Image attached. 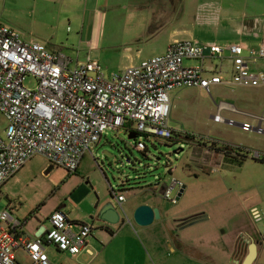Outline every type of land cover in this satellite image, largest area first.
Returning a JSON list of instances; mask_svg holds the SVG:
<instances>
[{"label":"rangeland","instance_id":"rangeland-1","mask_svg":"<svg viewBox=\"0 0 264 264\" xmlns=\"http://www.w3.org/2000/svg\"><path fill=\"white\" fill-rule=\"evenodd\" d=\"M133 1L110 0L109 5L98 12L101 20L96 25L91 20L84 26L74 21L39 24L27 16L15 29L26 42L45 45L51 42L61 47L74 65L89 60L100 64L109 78L139 61L159 56L162 51L133 41V31L138 30V23L133 22ZM206 1L202 0V3ZM18 11L6 0H0V16L17 14ZM180 22L187 28L194 25L198 31L194 39L202 45L226 43L221 42L220 31L209 26L203 12L196 18L187 10ZM54 33L60 43L47 40L46 37ZM138 50L142 51L139 59ZM198 64L196 61L185 63L188 67ZM219 64L220 61L215 60L212 66ZM25 86L35 89L37 82L29 77ZM170 97L169 128L180 137L174 136L173 141L145 140L148 151L144 155L135 149L137 140H130L124 132H107L103 141L86 155L76 173L53 167L44 157H35L21 174L2 187L0 209L11 206L16 207L22 216L31 215L29 226L33 229L37 227V221L49 228L47 219L59 207L70 221L86 220L97 227L103 223L95 214L90 216L97 199L105 203L115 201L112 192L121 194L123 189L127 203L133 197L161 200L165 187H170L176 179L186 186L182 198L177 205L166 200L163 202L180 217L181 220L176 222L179 225L184 226L197 219L193 218L197 217L194 215L205 213L207 221L185 227L186 235L196 241L195 248L210 255V261L205 257L202 261L243 264L249 253L247 241L252 239L258 252L254 264H264V134L254 130L246 132L241 127L216 123L212 119L220 112L225 120L240 125L248 123L254 129L262 120L264 130V87H217L212 89L211 95L185 89L172 92ZM222 105L226 109L219 111ZM7 127V120L0 114L1 137H5ZM200 140L207 144V148L196 145ZM175 151L179 154H174ZM257 153L260 154L259 160ZM179 193L177 188L173 197ZM126 208L127 205L124 211L121 208L119 211L123 217L131 218ZM128 226L132 230L139 228L135 224ZM112 228L116 235L115 238L109 235L100 245L103 249L100 264H133V237L123 231L124 227ZM148 228L156 239L165 234L166 224L161 219ZM209 233L212 235L208 237H215V243L206 239ZM96 243L101 244L100 241ZM149 249L156 259L154 251ZM152 256L149 255V259L152 260ZM20 263L32 264L29 258Z\"/></svg>","mask_w":264,"mask_h":264},{"label":"built area","instance_id":"built-area-1","mask_svg":"<svg viewBox=\"0 0 264 264\" xmlns=\"http://www.w3.org/2000/svg\"><path fill=\"white\" fill-rule=\"evenodd\" d=\"M215 60L220 64L212 66ZM186 61L199 64L188 67ZM29 77L36 80L35 89L25 86ZM217 87H264V45L255 50L243 44L177 41L164 55L107 78L100 64L89 60L74 65L62 52L26 42L17 30L0 24V114L8 122L5 137L0 135V190L39 156L53 167L76 173L107 132L135 135V149L145 152L144 137L174 138L169 128L172 92L186 89L211 95ZM213 118L227 122L220 112ZM241 128L255 130L248 123ZM263 132L258 127V133ZM256 156L260 159L259 153ZM177 188L182 191L185 186L174 179L163 199L177 205ZM112 195L123 210L125 196ZM23 228L11 210L0 209V264H21L16 256L21 250L32 264H54L49 247L78 256L94 231L92 225L73 224L60 210L50 216L49 228L37 239L20 235Z\"/></svg>","mask_w":264,"mask_h":264},{"label":"crops","instance_id":"crops-1","mask_svg":"<svg viewBox=\"0 0 264 264\" xmlns=\"http://www.w3.org/2000/svg\"><path fill=\"white\" fill-rule=\"evenodd\" d=\"M6 1L7 3L9 2L11 7L15 10L19 9L24 12L22 13L18 11L17 14L12 12L9 16H6V14L5 16L4 14L0 16L1 25H6L14 29L21 26V22L27 18V16L39 24H45L50 21H55L57 23L74 21V23H82L84 26L91 20L92 24L96 25L101 20L98 12L110 3V0ZM143 10H146L144 14L142 13ZM187 10L190 11V14H195L196 18H198L203 12V16L207 18L209 26L215 27L220 31L218 35L222 36L221 42H226L223 45L243 44L247 49L255 50H259L264 45V0H208L204 4L202 3V0H134L133 22L136 21L138 23V30L137 32L133 31V41L138 42L137 45L146 44L145 46L152 47L156 50H162L158 53L160 54L159 56L164 55L169 46L174 42L185 40L197 42L194 37L198 34V31L194 28V25L191 28H187L180 22V20L186 16ZM137 11L140 13H137ZM83 28L81 30L82 32ZM46 38L54 43H60L58 42L59 39L55 33ZM47 47L52 51L63 53L61 47L56 46L51 42L47 43ZM141 54L142 51L138 50V59L141 58ZM142 62L143 61H139V63L134 64L133 66H138ZM225 107V105L220 106L219 111L225 110ZM213 117L212 119L214 120ZM258 125L262 128V120H259ZM84 159L82 160L81 165ZM26 167L27 165L19 174H21ZM19 174H17L12 180H14ZM121 194L124 195L123 189ZM163 201L164 199L149 201L133 197V199L127 203V199L125 198L123 208L127 205L126 210L131 216L139 206L149 205L159 210L161 219L166 224L165 234L156 239L152 237L149 228L138 226V229L133 228L132 230L128 225L115 227L116 229L124 227L125 229L123 231L133 237V264H170V262L172 264H179L180 262H182V264H208V261H202V257H205L210 261V255L206 253L203 254L200 248H195V239L186 235L185 227L176 223L181 220L178 219L180 217L169 210ZM105 202L106 201H101L100 199L93 202V213H90V216L91 214H95L97 217L99 210L108 203ZM119 208L120 207L118 206V209ZM5 209L11 210L13 215L24 223V228L20 235L31 239H37V235L43 228L48 229L41 224L40 221H37L38 225L35 229L30 228V219H32L31 215L22 216L21 212L16 207L8 206ZM57 210L64 212L62 207H59L55 211ZM52 214L53 213H51V215ZM50 216L47 219L48 223ZM194 216L197 217L193 218L206 217L205 213H199ZM70 222L74 223L75 221ZM75 223L88 224L86 220H84V222L77 221ZM92 226L94 227V231L91 239L88 241L86 250L78 256H70L65 253H60L54 247H49L47 248V254L51 261L54 264H100V259L103 254V249L101 250L100 245H103V241L107 240L109 235L115 238L116 234L112 227L105 226L104 224L97 227L92 224ZM210 235H212V233H209L206 236V239L208 241L212 239L211 241L215 243V237H208ZM201 240H203V237H201ZM99 241L101 244L96 243ZM187 247L190 249V252L188 253H186ZM149 248L154 251L156 259L151 255ZM170 252H172V256L170 255ZM149 255L150 257L152 256V260L149 259ZM16 256L19 262L24 258H28L26 252L22 250L18 251ZM178 256H180V259L177 258Z\"/></svg>","mask_w":264,"mask_h":264},{"label":"water","instance_id":"water-1","mask_svg":"<svg viewBox=\"0 0 264 264\" xmlns=\"http://www.w3.org/2000/svg\"><path fill=\"white\" fill-rule=\"evenodd\" d=\"M230 122L227 121L226 124H229ZM239 127H242L240 124H234ZM254 131L258 132V128H256ZM264 134V132L262 133ZM130 140H136L137 137L129 136ZM174 154H179V151H175ZM108 158H113L112 156H109ZM114 165L116 166V160ZM185 191V188L180 192L178 196V201L181 199L183 193ZM115 199V197H113ZM119 204L117 203L116 199L115 201L108 202L103 208H101L97 214V219L102 222L105 226L108 227H118V226H126V225H132L135 224L139 227L148 228L152 226L155 221H158L161 219L160 212L158 209L153 208L149 205H141L139 206L134 213L132 214L131 218L128 216H122L118 209ZM207 220V217L197 218L194 220H191L183 227L192 226L195 224H198L200 222H203ZM45 228H43L40 233L37 235V238L41 237L44 233ZM249 243V253L246 256L243 264H254L257 259V245L255 242L250 239L247 241Z\"/></svg>","mask_w":264,"mask_h":264},{"label":"trees","instance_id":"trees-1","mask_svg":"<svg viewBox=\"0 0 264 264\" xmlns=\"http://www.w3.org/2000/svg\"><path fill=\"white\" fill-rule=\"evenodd\" d=\"M174 136H175V137H180V136H179L178 134H176V133L174 134ZM148 139H149V138H148ZM148 139H147L146 137H144V140H148ZM173 139H174V138L170 139V141H173ZM185 139H188V140H189L190 138H188V137L185 136ZM136 143H137V141H136ZM147 151H148V148H147V146H146V150H145V152H142V153H144V155H145V154L147 153ZM258 160H259V159H258ZM122 187H125V186L123 185ZM113 193H115V192H112V194H113ZM112 197H113V195H112ZM73 224L81 225L82 223H75V222H74ZM111 235H112V232H111Z\"/></svg>","mask_w":264,"mask_h":264},{"label":"flooded vegetation","instance_id":"flooded-vegetation-1","mask_svg":"<svg viewBox=\"0 0 264 264\" xmlns=\"http://www.w3.org/2000/svg\"><path fill=\"white\" fill-rule=\"evenodd\" d=\"M193 140H194V139H193ZM196 145H197L198 147L207 148V144H206L204 141H202V140L198 141V142L196 143ZM210 150H211V149H210Z\"/></svg>","mask_w":264,"mask_h":264},{"label":"bare ground","instance_id":"bare-ground-1","mask_svg":"<svg viewBox=\"0 0 264 264\" xmlns=\"http://www.w3.org/2000/svg\"><path fill=\"white\" fill-rule=\"evenodd\" d=\"M226 108V107H225Z\"/></svg>","mask_w":264,"mask_h":264}]
</instances>
